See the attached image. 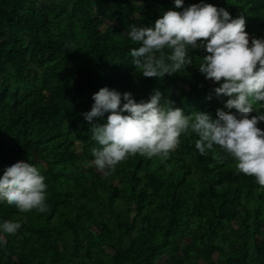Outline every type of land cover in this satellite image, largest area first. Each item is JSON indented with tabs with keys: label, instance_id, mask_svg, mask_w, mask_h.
Wrapping results in <instances>:
<instances>
[{
	"label": "trees",
	"instance_id": "16d2710c",
	"mask_svg": "<svg viewBox=\"0 0 264 264\" xmlns=\"http://www.w3.org/2000/svg\"><path fill=\"white\" fill-rule=\"evenodd\" d=\"M185 3L180 10L191 4ZM244 16L249 41L264 37V0H205ZM174 0H0V175L29 161L42 170L47 210L20 212L0 200V264H264V187L219 146L201 155L195 133L167 156L129 155L100 170L93 94L108 86L137 102L159 90L185 114L217 119L230 97L199 69L208 53L164 77L142 76L130 25L154 26ZM8 97V101L7 98ZM209 97H211L209 99ZM264 104V102H262ZM264 114L258 104L251 115ZM264 128V121L259 124ZM80 145V152L78 146ZM160 260H162L160 262Z\"/></svg>",
	"mask_w": 264,
	"mask_h": 264
},
{
	"label": "clouds",
	"instance_id": "9594fccd",
	"mask_svg": "<svg viewBox=\"0 0 264 264\" xmlns=\"http://www.w3.org/2000/svg\"><path fill=\"white\" fill-rule=\"evenodd\" d=\"M163 11L151 27L130 25L128 38L138 44L130 54L142 76L162 78L193 64L190 50L204 49L208 54L199 64L206 78L220 82L217 96L226 95V107L217 110V119L204 111L185 114L174 102L161 103L156 90L149 100L137 102L133 93H121L108 86L93 94L85 120L104 118L93 124L94 163L100 170H114L129 155L167 156L180 142L182 134L198 135L195 147L201 155L219 146L236 160L237 169L264 187V114L251 115L256 105L264 106V37L250 44L244 16L233 18L229 10L205 0ZM211 97H209L210 99ZM42 170L23 159L5 166L0 175V200H6L22 213L47 210V187ZM21 222L0 219V247L5 236L13 235Z\"/></svg>",
	"mask_w": 264,
	"mask_h": 264
},
{
	"label": "rangeland",
	"instance_id": "374dc122",
	"mask_svg": "<svg viewBox=\"0 0 264 264\" xmlns=\"http://www.w3.org/2000/svg\"><path fill=\"white\" fill-rule=\"evenodd\" d=\"M193 0H187L186 2L187 3H191ZM7 99V101H8V97L6 98ZM78 150H79V152H80V145L78 146ZM162 260H160V262H161Z\"/></svg>",
	"mask_w": 264,
	"mask_h": 264
}]
</instances>
